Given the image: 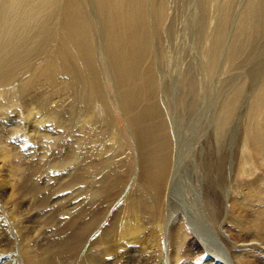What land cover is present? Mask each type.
Returning a JSON list of instances; mask_svg holds the SVG:
<instances>
[{
    "label": "bare ground",
    "instance_id": "bare-ground-1",
    "mask_svg": "<svg viewBox=\"0 0 264 264\" xmlns=\"http://www.w3.org/2000/svg\"><path fill=\"white\" fill-rule=\"evenodd\" d=\"M90 1L101 22L98 27L90 19L94 15V11L87 8ZM201 2L205 5L195 8L198 11L191 23L195 25L192 31L196 36L194 42L199 47V56L208 60L207 67L217 73L229 19L228 6L214 4L212 7L218 15L215 14L214 19L212 17L210 24L206 16V3H218V0ZM256 5H252L251 1L246 8L243 7L245 10L240 28L223 58L225 70H222L225 73L246 61L245 58L264 40V6ZM169 14L165 0H37L34 4L30 0H0V116L13 115L15 118V113L20 114L19 127L12 129L1 140L10 141L28 134H34L32 137L35 139L38 133L42 141L38 157L41 160L46 158L51 163L50 167L62 163L73 171L76 169L77 178H73L76 183L81 179V170L87 175L90 173L91 177L99 176L96 181L100 188L92 191L94 197L91 200H100L102 206L107 204L105 209L108 212L121 198L126 202H139L142 197H148L147 203L151 202L152 206L150 210L155 211L149 215V221H141L135 207L130 211L126 202L112 212L115 215L120 210L122 214L117 229L116 219H112L111 225L107 223L109 215L107 220L101 221L102 226L106 223L109 225H104L107 230L100 238L103 256H113L115 260L122 261L124 256L116 253L122 247L121 243L125 240L141 241L146 233L145 228L149 227L152 229L148 254L138 261L133 260L132 264L142 261L151 264V256L165 260L172 256V264H187L192 252L187 255H182V252L187 253L188 249L184 247L193 233L199 239L196 240L195 251L201 255L198 264H264V72L259 76L252 100L246 101L240 114L236 113V105L244 92L243 83L237 88L232 85L229 95L225 92L217 95L216 101L211 104L214 108H206L203 112L200 107L194 118L187 120L186 131L190 136L183 140L186 142L182 151L177 130L172 128L171 122L168 123L166 113L169 115V111L164 102L166 83L162 68L167 58L162 51L164 42L161 34H175L176 31L172 29L173 24L164 29ZM150 17L153 22H150ZM249 25L251 29H248ZM97 30L100 32L98 36ZM258 71L255 65L251 77H255ZM108 86L114 92V100ZM113 107L125 119L127 133L136 150L133 164L136 166L135 174L129 170L131 164L127 159L116 153L119 149L108 145L112 142L122 144L121 147L125 145L112 120ZM198 116H201V120L197 119ZM173 120L176 125L177 120ZM32 122L36 125L28 126ZM47 123L57 131L50 134L52 138L45 136L43 127ZM196 133L200 140L194 143ZM46 139V144L56 141L52 156H49V152L54 144L46 145L43 142ZM9 153L5 150V144L0 143V156L5 154L0 160L9 159ZM54 156L60 161L53 159ZM54 160L60 163L56 162L55 165ZM79 163L82 166L77 169ZM182 165L199 170V182ZM15 167L12 165L11 169ZM2 175L1 194L8 183ZM186 177L187 180L184 179ZM190 181L198 185L201 197L198 192L192 194L197 199L195 205L199 211L192 208L188 219L183 210L182 214L173 210L175 206L170 204V197L175 194L176 187ZM137 187L144 188V196L136 199L134 191ZM198 187L192 185L195 191ZM127 190L130 193H126ZM12 192L8 199L10 201L16 195ZM16 193L22 194V191ZM16 206L17 210L12 209L7 213L9 229H0V243L10 231L18 232V244L23 246L20 255L22 263H18L47 264L50 254H45L47 249H39L41 231L32 233L24 230L31 228L28 224L31 219L21 208L20 202ZM29 212L32 214V211ZM128 212L133 215H127ZM103 213L94 215V218ZM195 213L199 215L197 224L201 226L196 231L190 230L183 222L185 218L190 226L194 225ZM93 225L91 221L90 228ZM198 232H201V236ZM80 237L74 234L65 242L61 240L63 244L56 242L60 245L53 248L60 257L70 252L76 253L72 264H107L102 260L103 256L97 258L94 253L87 259L88 255L82 253L85 249L80 246L86 236ZM181 238L187 240L180 244ZM28 242H32L40 253L36 254ZM47 244H50L49 251L52 243ZM12 249L10 243L0 248V263L4 261V257L1 258L6 255L4 252ZM185 258L187 261L182 262Z\"/></svg>",
    "mask_w": 264,
    "mask_h": 264
},
{
    "label": "rangeland",
    "instance_id": "rangeland-1",
    "mask_svg": "<svg viewBox=\"0 0 264 264\" xmlns=\"http://www.w3.org/2000/svg\"><path fill=\"white\" fill-rule=\"evenodd\" d=\"M30 1L33 4L37 2V0H30ZM222 1L218 0V3L213 2V3H210L211 5L208 4V2L206 3V6H207L206 7V16L211 18V21H210V19L207 17V21L210 22V24H211L212 20L216 17V15H218V12L216 14L212 6H214V4H215V6H228V10H227L228 12L227 13H228L229 19H228L227 28L225 30L226 34H224L226 36V37H224V39H225L224 45H223L224 49H222V51H221V54H222V57L220 58L221 63L219 62V66H218L219 70L216 73V72L211 71L207 67L206 63H208V60L205 58L203 59L202 56H199V53H200L199 47L197 46L196 42H194V39L196 38V36L194 37V33L192 32L193 27H195V25L194 24L192 25L191 23L193 20L192 18L195 17L194 15H195L196 11H198L196 9L198 8V6H204L205 4L202 5L201 0H165V2L167 3V7H168V13H170L169 14L170 18H169V20H167L168 24H167V22H165L167 25L164 23L166 25V27H164V29L168 28L169 24L170 25L173 24L174 27L172 29L173 30L175 29L176 31H175V34H173V32H171V33L166 32V34H164V33L161 34L162 40L164 42L163 43L164 47H163L162 51L165 54V58H167L164 62L163 68H162V71H163V74L165 77L164 80L166 83V85L164 86L165 87L164 93H166L164 102H165L166 108L169 111V115L166 113V116L168 117V123L171 122L169 124L172 125V128L174 130H177L176 133L179 136L177 139H178V142H179V145H180L182 151H184V149H185L184 143L186 142V141L184 142L183 140H185L186 138H189V136H190L189 133L186 131L187 120L190 121L191 118H194V116L197 114V111L200 107L202 108L203 112L206 108L207 109L208 108L209 109L214 108V106L211 104L216 101L217 95H220L223 92H225L229 95V91L231 90L230 88H232L231 87L232 85L234 88H237V85L243 83L244 84V92H243V94L240 95V99L238 100V103L236 105V108H237L236 113L240 114L242 112L240 110H242L244 108V104L246 103V101L250 99L249 100V102H250L252 100L253 90L257 87L256 85H258V83H259L258 81L260 80V77H259L260 74L262 75V73L264 72V40H262V42H260V44H259V46H257L256 50H254L252 53H250L249 56H247V58H245L246 61H244L243 63L227 70V73H225V71L222 70V69L225 70L224 59H223L224 55L227 53L228 47L230 48V46L232 45V43L234 41V37H235L234 35H236L237 31L240 28L242 16H243V13L245 10L244 8H246V6L251 1H252V5H254V6H255V4H257L256 6H264V0H240V1L239 0H222ZM258 4H260V5H258ZM87 8H88V10L92 9L94 11V15H92L90 17V19H92V21L95 23L96 27L100 26L101 22L99 20V16L95 12L96 11L95 7L91 1H90V3L87 4ZM150 10H151V6H150ZM218 11H219V9H218ZM149 16H150V14H149ZM213 16H215V17H213ZM212 17H213V19H212ZM150 18H151L150 22H153L152 17H150ZM171 21H172V23H171ZM249 28L251 29V25L248 26V29ZM96 33H97L96 35L98 36L100 34L99 30H97ZM167 33H168V35H167ZM101 37H102V33H101ZM159 43H161V42H159ZM239 43H241V42H239ZM239 43H238V45H239ZM165 46L167 49L165 48ZM251 63L253 64V66ZM255 65L259 68L260 71H258V73L255 74V77L254 76L251 77L252 70H253V67H255ZM249 66H251V67H249ZM220 67H221V69H220ZM261 69H263V70H261ZM247 73H250V74H247ZM257 78H258V80H257ZM173 87H174V89H173ZM109 89L111 92V97L114 100V92L110 87H109ZM205 102L207 105L204 104ZM249 102H248V104H249ZM200 103H201V106H200ZM215 106H216V108H218L217 104H215ZM112 110L114 111V113H112V115H111L112 120H114V123L117 126L118 132H120L121 137H123L121 139V142L125 145H123L121 147L122 144H118L119 145L118 146L117 144H115V142H112L108 145H110L112 147H116V149H119L118 151H116V153L117 152L120 153L122 158L124 157L125 159H127V162H129V165L130 164L132 165V168L130 165L129 170L135 174L136 173V166L133 164L136 161V156H135L136 150L133 148L132 139L129 136V134L127 133L125 119L122 117L121 113H119L115 107H113ZM15 115H16L15 118L13 117V115L0 116V143L5 144V150L7 152H10L9 153V159H1L0 160V172H1L0 175L3 174L4 176L2 175V177H4L8 181L7 185L5 186L4 193L3 194L0 193V195H1L0 196V229H6V228L9 229L8 228L9 226L6 222L9 220V218L7 217V213L9 211H11L12 209L17 210L18 207L16 206V204H19V202H20L21 208L22 207L24 208L23 211L27 212L28 216H30V219H31L30 220L31 222L30 221L28 222V224L31 226V228L30 229L24 228V230H30L32 233H35L38 230L41 231L40 232L41 238L39 239L41 242L38 241L40 243L39 249L40 248H41V250L47 249L45 251V254L47 253V256L50 254L48 257L46 256L47 257V264H57V263L60 264V262L62 264L64 262H66V264H72L73 263V261L75 259V257H73V256H75L74 254H76V253L70 252V253L64 255L63 257H60L59 252H57V250L55 251L54 248H57L58 245H60L58 243L63 244L66 241L65 240L66 238H68V237L70 238L74 234H78L82 238H84L86 236L84 239V242H82L80 244V246L83 249H85L82 251V253L85 252L84 256L88 255L87 259H89V257L93 253L97 255V258H101L103 256V253H101V251H100L101 250V244H102V242L100 240L101 235L103 233H105V231L107 230L106 227H109V225L107 223H109L111 225L113 218L116 219V221H117V222H115V226L117 229L118 225L121 222L122 214H121L120 210L118 212L119 214L117 212H115L117 214L113 215L112 212H114L115 209H119V207L122 206L126 201L123 198L119 199L120 203L118 201L117 204L112 209L109 207L111 209L110 212L106 211V209H105L107 204L102 206L100 200L92 201L91 198L94 197L93 192L95 191V188L96 189L100 188V186L97 184L98 182L96 181V180H98L99 176L92 175L93 178L96 177V179H92L90 173H88V175H87V172H85L84 170H81V174H80L81 179H80L79 183H76L75 179L77 178V174H78L75 172L76 169L73 171V170H71V168H68L67 165L62 164L60 162H57L60 160H58L59 158L56 156H54L53 159H56L57 161L54 160L55 162L53 161V163H55V165H57V163H60V165L58 164L56 167L55 166L50 167L49 165L51 163H48L46 158L42 157L43 160H41L38 157V153L40 152L38 148L42 144V141L39 140L40 138L38 137V135H39L38 133L36 134L35 139H33V137H32V135L34 136V134H28V130H30V128L26 132V134H28L29 137L27 135H25V136L19 135V136L14 138L15 140L13 139L10 141H2L1 137H7L12 129L19 127L18 126V124H19L18 116H20V114L15 113ZM174 118L177 120L176 125H175V121L173 120ZM197 119L201 120V116H198ZM98 120H100V119H98ZM20 123H21V121H20ZM198 123H199V121H198ZM35 125L36 124H34L33 122L28 123V126H31V127H33ZM198 126H199V124H198ZM43 128L46 131V132H44L46 138H48L47 136H50L52 138V135H50V134L57 132V131L52 130L49 123L45 124ZM178 130H179V132H178ZM48 131H49V133H48ZM197 132L200 134V130H198ZM44 133H43V135H44ZM198 133H196V135H195V138L193 141L194 143H197L200 140ZM30 135H31V137H30ZM40 135H42V133ZM170 136L172 137V133L170 134ZM43 142L46 144L47 139H46V141L44 140ZM51 143L54 144V146L51 148V150L49 152V156H52L53 151L56 150V141L55 140L49 141L48 144H46V145H51ZM173 143H175V139H173ZM86 146H88V145H86ZM10 148L15 149L17 153L13 152L15 150H12ZM88 148L90 149L91 147L88 146ZM75 149H77V148H75ZM124 149H125L126 154H125V152L124 153L122 152V151H124ZM196 149H198V146ZM61 150H64V149L62 148ZM70 150L73 151V149H70ZM18 152H20V153L18 154ZM0 157L1 158L5 157V154L1 155ZM189 160H190V158H189ZM64 161H66V160H64ZM12 165L17 166V167L19 166V167L18 168L15 167L16 169H14L15 170L14 171L11 169ZM78 166H77L78 167L77 169H79L82 166V164L80 165V163H79ZM45 168L46 169L48 168V170H46ZM182 168L189 170L192 178L196 182H199L197 180V178L200 177L199 170H194V168L192 166L188 167L186 165H182ZM52 169H54V170H52ZM132 173H130V175ZM73 178H75V179H73ZM17 179L20 182L17 181ZM184 179L187 180L188 178L186 177ZM13 181L17 182V183H14ZM18 182H19V184H18ZM12 184H13V186H12ZM193 184L198 187L197 184L190 181L188 183H185L184 185H180V186L176 187L175 192H174L175 194H172L170 197V199H171L170 204L175 206V208H173V210L178 211V214H182L181 210H183V212L185 213L186 217H188V219H189L188 214H189L190 210H193V209L197 210L198 209L197 211H199V208H196V205H195L197 199L195 198V196H192V194L194 195L197 192L200 194V189L198 187L197 191L193 190L192 189ZM13 187H15L16 189ZM17 187H19V188H17ZM140 188L143 191L141 189H139V187H137V190L135 189V191H134V193L136 192L135 193L136 199L139 196H141V197L144 196L143 195L144 194L143 193L144 188H142V187H140ZM12 189H14V190H12ZM12 191L15 192V194H16L15 196H17V197L15 198V196H14V198L11 199V201H10L8 199H9V196L11 195V193H13ZM21 191H22V194L16 193V192H21ZM129 191L130 190H127L126 193H130ZM136 194H137V196H136ZM200 197H201V194H200ZM147 198H148L147 196L146 197L144 196V197H142V201H139V202L138 201L136 202V200H130V201H132L133 204L130 201L129 202L131 204L129 202H126V203H128L127 206L129 208V210L131 208V210L133 211V206L135 207L136 211L140 214L139 215L140 220L144 221V222L149 221L151 218L150 216L153 215L155 212V211L150 210L152 206H151V202L147 203L148 202ZM13 201H15V203ZM12 202L14 203V206L12 205ZM25 203H26L27 207H26ZM129 205H132V206H129ZM33 206L35 207V209ZM189 206H192V207H189ZM30 207L31 208L33 207V208L29 209ZM73 207H76V209H74ZM200 207H201V202H200ZM144 208L146 210L147 209L148 210L146 211ZM72 209H74V212H72ZM29 211H32L33 216L31 214V212H29ZM94 211L98 212L97 214L104 211V213H106V214L103 213L104 216L102 214H100L99 216H97V219H96L94 217L97 214H95ZM145 211L148 213L146 214ZM149 211H150V213H149ZM196 214L197 213L193 214V220H194L195 224L192 226H190V224L187 222V220L185 218H183V222H185L186 225L190 227V230H191V228L194 229L195 231L201 229L200 224H197V220H198L199 215L198 214L196 215ZM108 215H109L110 221L107 220ZM110 215H112L111 216L112 218L110 217ZM127 215H133V213L128 212ZM35 216H37V217L35 218ZM45 216L47 219L45 218ZM54 216H56V217H54ZM116 216H117V218H116ZM118 216H120V218ZM104 219L108 221L106 223L107 226L104 224L106 227H104V225L103 226L101 225V223H102L101 221H103ZM91 221L94 223V225L91 226V228H90ZM44 222H46V223H44ZM118 222H119V224H118ZM32 223H34V224L32 225ZM41 223L46 224V225L44 226ZM34 225L36 227H34ZM151 229L152 228L149 229V227L145 228L146 233L144 234V237L139 242H130L128 240H125L121 243L122 247L120 249H117L116 253L118 255L124 256V259L122 261L115 260L113 258V256H103L102 260L107 264H123V263L128 262V261L130 262L129 264H132L133 260L138 261V260L144 258L145 255L148 254L147 248L150 247L149 243H150L151 238L149 236V233L151 232ZM58 232H59V234H58ZM56 235H58L59 237ZM113 235H115V232ZM198 235L201 236V232H198ZM45 236L47 237V240H46ZM3 238H4V240L0 243V248H2V246L4 244L10 243V245H12L13 249L10 251L4 252L6 255L1 257V258L4 257L3 258L4 261L1 262L0 264H20V263H22L21 259H20V255H22V253H23V246L22 245L19 246V244H18V238H20L18 232L10 231V234L7 236H4ZM188 239H189V242H186L188 244L185 243L187 246L184 247L186 250L188 249L187 253H184V251H183L182 255H187V254L192 252L191 253L192 255L191 254L189 255V258H188L189 262L187 264H189V263L193 264L194 261L196 262L194 264H198L200 262V256H201L200 252L199 253L195 252L197 249V245H196L197 241L196 240L198 239V237L193 233L191 235V237ZM58 240H60V241H58ZM61 240L64 242H62ZM186 240L187 239L181 238L180 244L182 242H185ZM46 241H47V243H49V242L52 243L51 244L52 246L50 247V249L54 250V251H51V250H49L50 252L48 251V249H49L48 245H50V244H47ZM198 241H199V239H198ZM56 242H58V243H56ZM142 242H147L148 244L146 245V244H143ZM54 243L56 244V246H54ZM41 244H43L42 247H41ZM28 246L30 248L36 250V254L40 253L39 250L37 249V247L32 242H28ZM188 247L189 248L191 247V249H189ZM194 247H195V249H194ZM54 254L55 255L57 254L58 257H57V255L54 256ZM52 255L54 258L57 257L56 260L54 258H52ZM71 257H73V258H71ZM170 258H172V256L169 257L168 260H165L161 257L159 258L157 256L156 257L151 256V259H152L151 264H172V260ZM57 260L60 262H56ZM79 260H80V257H79ZM190 260H192V261L190 262ZM23 261H24V259H23ZM186 261H187V258L183 259L182 262H186ZM18 262H20V263H18ZM82 262H85V261L82 259ZM140 264H144V261L140 262Z\"/></svg>",
    "mask_w": 264,
    "mask_h": 264
}]
</instances>
